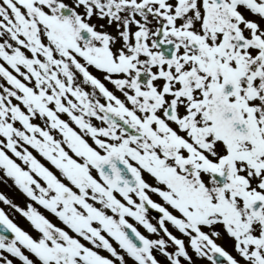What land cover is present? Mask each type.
I'll return each instance as SVG.
<instances>
[{
	"label": "snow or ice",
	"instance_id": "snow-or-ice-1",
	"mask_svg": "<svg viewBox=\"0 0 264 264\" xmlns=\"http://www.w3.org/2000/svg\"><path fill=\"white\" fill-rule=\"evenodd\" d=\"M0 264H264V0H0Z\"/></svg>",
	"mask_w": 264,
	"mask_h": 264
},
{
	"label": "rangeland",
	"instance_id": "rangeland-1",
	"mask_svg": "<svg viewBox=\"0 0 264 264\" xmlns=\"http://www.w3.org/2000/svg\"><path fill=\"white\" fill-rule=\"evenodd\" d=\"M0 191L6 192L9 196H12L13 195L12 192H10L8 189L2 188V186H0Z\"/></svg>",
	"mask_w": 264,
	"mask_h": 264
}]
</instances>
